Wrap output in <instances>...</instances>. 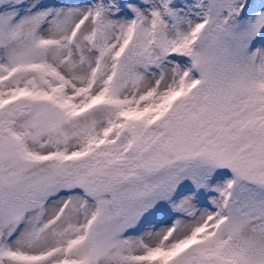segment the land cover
<instances>
[{"label": "snow or ice", "instance_id": "obj_1", "mask_svg": "<svg viewBox=\"0 0 264 264\" xmlns=\"http://www.w3.org/2000/svg\"><path fill=\"white\" fill-rule=\"evenodd\" d=\"M0 264H264V0H0Z\"/></svg>", "mask_w": 264, "mask_h": 264}]
</instances>
